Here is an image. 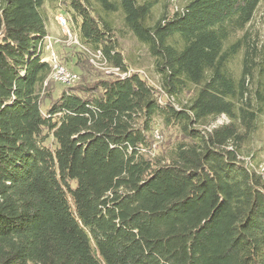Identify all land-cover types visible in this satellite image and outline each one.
Masks as SVG:
<instances>
[{"label": "trees", "instance_id": "1", "mask_svg": "<svg viewBox=\"0 0 264 264\" xmlns=\"http://www.w3.org/2000/svg\"><path fill=\"white\" fill-rule=\"evenodd\" d=\"M262 1L154 20L156 0H0V264H264V171L243 159L264 112V42L247 29ZM47 6L79 41L54 48L72 84L43 59ZM97 50L130 73L95 66Z\"/></svg>", "mask_w": 264, "mask_h": 264}, {"label": "rangeland", "instance_id": "2", "mask_svg": "<svg viewBox=\"0 0 264 264\" xmlns=\"http://www.w3.org/2000/svg\"><path fill=\"white\" fill-rule=\"evenodd\" d=\"M140 1H146V0H140ZM156 4L153 8V18L154 20L157 19L163 11H166L168 15L172 14L177 9H180L183 5H185L190 0H156ZM47 10L50 16V22L49 26H54L53 33L55 34L53 37L60 39V41H64V43L68 44L69 40H67L66 36L64 35L61 28L56 23V15L59 14V11H52L49 6H47ZM117 17V26H119V18ZM251 22L248 25L247 29L251 32L258 33L261 40L264 42V0L259 3L253 18H251ZM69 25H67L68 27ZM70 29V26L68 27ZM72 30H75L73 26L71 27ZM71 30V29H70ZM71 32L75 34L73 31ZM242 32H238L237 35H241ZM120 46L122 48V52L127 57V62L131 65L132 69L135 72L142 73L147 79L157 87L160 82V76L157 74L154 66L153 58L150 57L146 47L141 46L134 37L130 36L128 33H125L123 37L119 39ZM59 43H55L54 48L57 49L58 52L61 53L62 48ZM94 61L96 64L100 63V61L97 58H94ZM239 58H237L233 62V66L236 70H239ZM69 68L71 66H68ZM67 68L68 70L74 69L71 67V69ZM73 71V70H72ZM158 88V87H157ZM173 98H170V101H172ZM175 105V104H174ZM177 106V105H175ZM219 122H215L217 124H221L225 121H227V118L224 116L219 118ZM160 138V137H158ZM251 151V153H247L248 151ZM253 155V156H252ZM243 159L245 160L246 164L249 167L255 168L257 166L258 168H255L256 171L262 172L264 171V112L261 114L258 122V128L256 132L253 134L251 140L246 145L245 153L243 154ZM264 173V172H262Z\"/></svg>", "mask_w": 264, "mask_h": 264}, {"label": "built area", "instance_id": "3", "mask_svg": "<svg viewBox=\"0 0 264 264\" xmlns=\"http://www.w3.org/2000/svg\"><path fill=\"white\" fill-rule=\"evenodd\" d=\"M55 19H56V23L58 24V26L63 31L67 40H69L68 42L78 44L79 41L77 39V36L75 34H73L70 31V29L67 27L68 23H67L65 16H63L61 13H59L58 15H56ZM59 41H60V39L55 38L50 34H48L44 37L43 49L46 51L47 54L45 57H43V59L50 63V65L52 67V77L55 80H57L63 84H66V85L72 84L75 81H77L78 74L72 70H68L66 67L62 66L59 63L56 51L54 49L55 43H57ZM89 55H90V60L93 62V64L95 66H97L101 69H104L107 72H112L113 74L118 75L120 77H125L126 75H128L130 73V70L122 73L116 67L107 66V64H105V61L103 60L102 54L99 50L89 51ZM94 58H97L100 61V63L96 64V62L94 61ZM169 100H170V98H169ZM171 102H173V100ZM223 116L224 115H222V117ZM224 118H225V116H224ZM219 120L220 119L218 118L216 122L218 123ZM217 123H215V124H217Z\"/></svg>", "mask_w": 264, "mask_h": 264}, {"label": "crops", "instance_id": "4", "mask_svg": "<svg viewBox=\"0 0 264 264\" xmlns=\"http://www.w3.org/2000/svg\"><path fill=\"white\" fill-rule=\"evenodd\" d=\"M53 31H54V26L53 25H50L49 26V34H51V35H55L54 33H53Z\"/></svg>", "mask_w": 264, "mask_h": 264}]
</instances>
